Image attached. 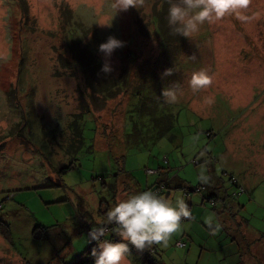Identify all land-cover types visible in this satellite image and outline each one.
Returning a JSON list of instances; mask_svg holds the SVG:
<instances>
[{
  "label": "rangeland",
  "instance_id": "obj_1",
  "mask_svg": "<svg viewBox=\"0 0 264 264\" xmlns=\"http://www.w3.org/2000/svg\"><path fill=\"white\" fill-rule=\"evenodd\" d=\"M24 1L0 0V264H71L108 208L160 183L161 194L183 196L190 216L152 244L157 261L264 264V0L189 36L168 24V0L127 9L117 0ZM109 34L125 43L106 58L98 44ZM201 68L210 82L194 91L188 78ZM163 87L177 89L175 102ZM139 94L155 98L151 115ZM168 112L172 121L162 119ZM76 126L83 143L74 153ZM162 167L168 185L149 175ZM202 168L207 182L197 179ZM232 176L245 192L230 212L209 197L216 184L237 191Z\"/></svg>",
  "mask_w": 264,
  "mask_h": 264
},
{
  "label": "clouds",
  "instance_id": "obj_2",
  "mask_svg": "<svg viewBox=\"0 0 264 264\" xmlns=\"http://www.w3.org/2000/svg\"><path fill=\"white\" fill-rule=\"evenodd\" d=\"M247 3L248 0H168L167 22L173 31L189 36L198 31L206 20L219 19L228 13L239 15ZM129 5H134V0H117L114 7L127 9ZM124 43L109 34L98 44V51L107 58ZM100 70L105 73L111 71L107 59L101 64ZM169 73L170 68L165 69L162 76ZM209 82L210 76L204 68L193 71L188 78V85L194 91L207 86ZM161 95L168 103L178 98L175 87H163ZM205 101L211 104L212 96H206ZM197 179L207 182L208 175L203 168ZM105 216L100 226L91 227L88 233L89 238L96 241L92 248L93 264H120L130 244L136 249H144L154 242H166L179 227L181 217L190 216V210L182 195H176L173 199L152 189H144L116 201L106 210ZM104 225H112L119 239L103 238Z\"/></svg>",
  "mask_w": 264,
  "mask_h": 264
},
{
  "label": "trees",
  "instance_id": "obj_3",
  "mask_svg": "<svg viewBox=\"0 0 264 264\" xmlns=\"http://www.w3.org/2000/svg\"><path fill=\"white\" fill-rule=\"evenodd\" d=\"M19 1H21V4L23 3L25 5V1L24 0H19ZM162 61H164V60H161V62ZM65 66H68V64H66ZM146 78H147V76H146ZM146 82H148V80H146ZM146 82H142L143 83L142 86L143 85L148 86V85H146ZM120 88L122 89L123 86L121 85ZM113 90H115V88H113ZM119 91H121V90L119 89ZM104 92H106L109 96H111L108 93V88H106ZM129 93L130 92H128V94ZM137 98H139L138 103L141 104V107H143L145 109V111L151 115V112L149 110L154 105V99L155 98L148 99V97L141 96L140 94H139V96ZM162 103H164L163 99H162ZM171 114H170V112H168L167 115H166L167 118L162 117V119L163 120H165V119H168L169 120V117L171 116ZM173 115L170 117V120L171 121H172V117H174ZM149 119H152V117L150 116ZM156 119L158 120L160 118L157 117ZM161 125H162V123H160L158 126L161 127ZM82 134H83V132H82V126H80V127L76 126L75 127V132H74V134L71 137L69 151H73L75 153L76 149L80 148V146L83 143V136H82ZM109 137H113V136L111 135ZM140 138L142 140H145L148 137L145 138L144 136L140 135ZM167 162L169 164V160ZM71 165H72V162L68 166L64 167L63 170L64 169L65 170L66 169H69L71 167ZM165 169H168V168L167 167L166 168L165 167L158 168L155 173L160 174V175H162V174H165L166 175L167 174L166 177L168 178L169 172H167V170L165 171ZM149 175H153V174H149ZM230 179H231V182L233 183V185L237 188V191L233 192L232 195H228L226 190L225 191L222 190L223 191L222 192L223 195L221 197H219L220 196L219 195L220 185H219V187L217 188V190H215V192H213L210 195L209 201H214L215 202V199H216L217 201H220V208L223 207V208H226L228 211L233 212L234 211L233 209L235 208L234 206L237 203L234 200V198L235 197H238V194L239 193L245 192V189H244L242 183H240L237 178H235L234 176H232ZM161 185H162V183L157 184V185H154L153 187H150L148 189H152L153 191L157 192L158 194H161V192H162L161 191L162 188L160 187ZM165 186L167 188V185H165ZM104 226L105 227H111L112 225H104ZM113 233L114 232H112V236L109 237V238H107V239H119V237H117ZM0 234L2 236H7V227L3 223L2 220H0ZM103 238H105V236ZM95 245H96V241H94L92 245H90L89 247H87V249L83 252V254L80 257H78L77 259H75V261H73L71 264H93V262H94V256L92 254V248L95 247ZM126 253L133 254L134 255V260H135V262L137 264H161V262L157 261L153 257V255L156 253V250H155V248L153 247L152 244L151 245H147L144 249H136L134 246H132L130 244L129 245V250Z\"/></svg>",
  "mask_w": 264,
  "mask_h": 264
},
{
  "label": "crops",
  "instance_id": "obj_4",
  "mask_svg": "<svg viewBox=\"0 0 264 264\" xmlns=\"http://www.w3.org/2000/svg\"><path fill=\"white\" fill-rule=\"evenodd\" d=\"M97 124H98V122H97ZM104 124V123H103ZM105 125V124H104ZM99 128V127H98ZM99 129H102V130H104L103 128H99ZM114 134H116V133H114ZM167 174L166 175H160V177H161V179H162V181H165V182H167V183H169V177H170V174H168V179H167ZM167 180V181H166ZM168 185V184H167ZM219 187V184H216L214 187H212L211 189H210V191H211V193H210V195L213 193V190H217V188ZM166 188V186H164V189ZM223 191H222V189L220 188V192H219V197H221L222 195H223V193H222ZM120 264H132V261H128V259L126 258V257H124L123 259H122V261H121V263Z\"/></svg>",
  "mask_w": 264,
  "mask_h": 264
},
{
  "label": "built area",
  "instance_id": "obj_5",
  "mask_svg": "<svg viewBox=\"0 0 264 264\" xmlns=\"http://www.w3.org/2000/svg\"><path fill=\"white\" fill-rule=\"evenodd\" d=\"M148 172L150 173V174H154L156 171L155 170H148ZM105 227V226H104ZM106 232H114L113 231V226H111V227H105V231H104V233H106ZM105 236V234L103 235V237ZM177 245L178 246H181L182 244L180 243V242H178L177 243Z\"/></svg>",
  "mask_w": 264,
  "mask_h": 264
}]
</instances>
